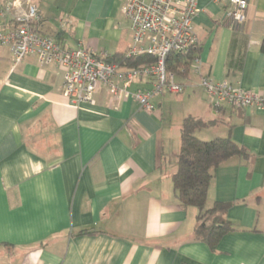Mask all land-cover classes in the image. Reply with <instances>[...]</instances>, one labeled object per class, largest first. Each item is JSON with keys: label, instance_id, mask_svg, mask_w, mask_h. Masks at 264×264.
<instances>
[{"label": "crops", "instance_id": "0c3cea01", "mask_svg": "<svg viewBox=\"0 0 264 264\" xmlns=\"http://www.w3.org/2000/svg\"><path fill=\"white\" fill-rule=\"evenodd\" d=\"M9 1L19 6L0 16V30L36 5L38 28L50 24L66 48L110 57L132 45L122 0L0 4ZM198 9L202 75L264 91V0H249L243 24L224 5L201 0ZM177 79L185 91L153 97V113L106 89L76 107L63 92L64 69L35 56L15 66L0 47V264H264V110H215L193 70ZM151 88L142 80L129 90ZM188 116L213 123L200 140L230 135L250 153L224 163L211 183L208 207L233 203L237 229L217 252L192 240L198 211L182 208L173 188Z\"/></svg>", "mask_w": 264, "mask_h": 264}, {"label": "built area", "instance_id": "2783aa9c", "mask_svg": "<svg viewBox=\"0 0 264 264\" xmlns=\"http://www.w3.org/2000/svg\"><path fill=\"white\" fill-rule=\"evenodd\" d=\"M201 0H122V14L130 22L133 34L129 58L154 56V65L139 69H125L105 61V54H96L83 47L66 48L57 39L38 31L40 21L36 5H31L15 17V26L0 30V47L8 48L18 66L27 57L35 56L42 67L56 65L65 71L63 92L76 107L92 106L103 89L118 101L133 100L149 113L155 111L151 100L166 93L179 95L186 87L178 76L168 70L170 55H184L199 41L195 19ZM224 5L227 17L234 23L246 21L249 0H208ZM18 3L0 4V16L13 13ZM63 27L68 25L64 19ZM191 70L200 76V86L213 109L228 106L234 109L264 110V91H246L227 80L216 82L202 75V62L196 58ZM146 80L151 89L131 92L130 86Z\"/></svg>", "mask_w": 264, "mask_h": 264}, {"label": "trees", "instance_id": "16d2710c", "mask_svg": "<svg viewBox=\"0 0 264 264\" xmlns=\"http://www.w3.org/2000/svg\"><path fill=\"white\" fill-rule=\"evenodd\" d=\"M60 42V41H59ZM61 43V42H60ZM200 43L192 46L184 55H170L167 68L178 77L191 72V62L199 58ZM109 64H117L125 69H139L154 65V56L145 54L129 58L125 54L107 57ZM199 117L188 116L181 127V149L178 156V170L172 176L174 192L182 208H195L198 211L193 231L194 242L206 244L211 251L217 252L221 240L229 233L237 231L228 219L233 203L216 202L208 207V194L216 171L233 158L248 159L250 153L238 145L231 136L218 137L203 141L197 133L212 126ZM94 232L82 231L79 235H94Z\"/></svg>", "mask_w": 264, "mask_h": 264}, {"label": "water", "instance_id": "95a60500", "mask_svg": "<svg viewBox=\"0 0 264 264\" xmlns=\"http://www.w3.org/2000/svg\"><path fill=\"white\" fill-rule=\"evenodd\" d=\"M38 31L41 34H46L52 38H54L56 35V29H53V27L48 23H43L41 26H39Z\"/></svg>", "mask_w": 264, "mask_h": 264}, {"label": "rangeland", "instance_id": "374dc122", "mask_svg": "<svg viewBox=\"0 0 264 264\" xmlns=\"http://www.w3.org/2000/svg\"><path fill=\"white\" fill-rule=\"evenodd\" d=\"M166 95H172V94L166 93V94H163V95H155V97H163V96H166Z\"/></svg>", "mask_w": 264, "mask_h": 264}]
</instances>
